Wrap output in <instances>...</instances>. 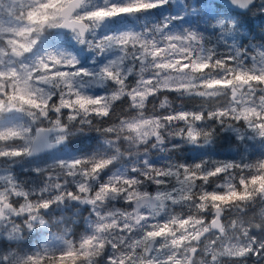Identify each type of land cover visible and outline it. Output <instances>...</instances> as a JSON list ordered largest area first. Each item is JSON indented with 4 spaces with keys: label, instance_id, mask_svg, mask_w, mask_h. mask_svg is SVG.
Here are the masks:
<instances>
[{
    "label": "clouds",
    "instance_id": "obj_1",
    "mask_svg": "<svg viewBox=\"0 0 264 264\" xmlns=\"http://www.w3.org/2000/svg\"><path fill=\"white\" fill-rule=\"evenodd\" d=\"M0 264H264V0H0Z\"/></svg>",
    "mask_w": 264,
    "mask_h": 264
}]
</instances>
